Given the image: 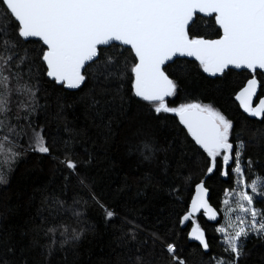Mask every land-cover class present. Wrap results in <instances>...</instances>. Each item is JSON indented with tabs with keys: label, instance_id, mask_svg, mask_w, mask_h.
Returning a JSON list of instances; mask_svg holds the SVG:
<instances>
[{
	"label": "snow or ice",
	"instance_id": "1",
	"mask_svg": "<svg viewBox=\"0 0 264 264\" xmlns=\"http://www.w3.org/2000/svg\"><path fill=\"white\" fill-rule=\"evenodd\" d=\"M194 71L221 83L233 71L247 73L234 100L264 124V0H0V186L10 185L27 152L54 165L48 188L40 190V207L19 238L0 227V264H52L55 256L67 264L95 230L87 219L90 207L100 209L106 227L120 221L114 229L116 264H189L195 250L186 254L188 241L198 242L199 264H244L247 242L264 244V132L249 138L246 127L238 129L220 108L204 102ZM44 84L79 93L71 96L73 103L57 96L55 116L67 130V111L81 105L102 140L99 148L87 130L60 147L43 127L36 131L32 120ZM181 92L182 101L171 103ZM169 114L176 135L191 140L178 157L175 140L160 136ZM81 134L87 145L82 157L74 146ZM121 145L126 156L137 158L139 174L102 188L92 171L100 163L109 165L103 171H115L118 162L109 153ZM250 146L257 149L255 158ZM214 177L228 185L215 206L209 185ZM134 184L136 195L167 185L176 202L193 184L195 194L174 223L142 238L135 217L121 219L114 207ZM34 198L29 195V206ZM201 214L215 223L218 254L208 255ZM3 219L0 213V226Z\"/></svg>",
	"mask_w": 264,
	"mask_h": 264
},
{
	"label": "trees",
	"instance_id": "2",
	"mask_svg": "<svg viewBox=\"0 0 264 264\" xmlns=\"http://www.w3.org/2000/svg\"><path fill=\"white\" fill-rule=\"evenodd\" d=\"M32 47V45H27ZM189 60V59H188ZM206 75V74H205ZM193 77L200 82L199 91L204 94L200 98L206 103H213L220 108L230 119L237 124L238 129L244 126L248 129L246 135L251 138L254 133L259 136L264 132V124H260L257 118L247 117L239 108L238 103L234 100L235 92H237L246 79L249 78L247 73H240L233 71L226 80L213 81L211 78L205 80L198 72H193ZM260 77H258L259 79ZM184 87V84H181ZM219 88V90H218ZM46 89V91H45ZM87 90V89H85ZM75 93L74 90L62 92L51 84H44L41 91L38 93L39 107L33 115L32 126L35 129H45V136L49 133L58 142L57 146H62L64 140L69 139L70 136H75V133H82L84 130L92 136L97 143L98 148L102 144V140L97 136L95 128L91 124V118L84 111L81 105H76L73 109H69L66 113L67 130L65 129V120L57 119L55 113L56 97L64 96L68 103H73L71 96ZM260 96H264V88L259 92ZM184 93L174 99L170 98V102L175 104L182 101ZM191 98V97H190ZM168 128L161 133V140L167 137L170 140H175V155H180L184 144H190V137L185 140L183 133L176 135V121L169 114L167 117ZM84 139L83 135L76 136L74 146L76 151L82 157L83 148L87 147L81 144L80 141ZM24 148H27L26 137L21 141ZM119 143V141H118ZM91 151V149H89ZM127 149L121 145L119 148H113L109 155L117 160L118 164L115 171L105 172L103 169L108 168L109 165L100 163L99 168L92 171V175L96 177L100 187H105L111 181L112 187L120 185L125 174L131 173L138 175L136 169V157L126 156ZM257 149L249 147L248 154L253 155ZM54 149L53 155H58ZM77 157V158H80ZM260 159L264 162V153H261ZM102 161L103 156L98 157ZM2 162V159H0ZM53 162L49 157H43L40 154L27 152L23 159L16 165V170L11 176L10 185L5 189L0 186V213H3L4 219L2 221V230L4 232H14L16 238H19L21 230L26 227V222L35 216V213L40 207L41 194L40 190L47 189L51 180L50 169L53 168ZM141 172L143 169L140 170ZM61 181H58L59 184ZM198 182V178L196 180ZM209 185L213 188L211 194V202L215 206L218 200V193L222 187L228 185L224 183L223 178L214 177L209 181ZM137 185H133L131 192L120 198L118 204L114 207L119 213L121 219L126 215L129 218L135 217L136 222L143 228L141 237H146L153 231H162L165 226H170L174 223L178 215H182L186 210V205L189 203L193 193L194 184L191 188L183 189L179 196L182 202H176L168 195L167 185L154 184L152 187L136 195ZM143 189V185H139ZM35 194V198L29 206L28 197ZM74 193L69 190L67 196H72ZM56 195H60L57 191ZM69 203L71 201L69 200ZM87 219L90 223L95 225L94 231H89L82 243L79 246L78 253L70 255L67 264H116L118 259L119 249L117 248L118 231H114L119 227L120 221H114L112 225L105 226L102 220V213L99 208L90 207L87 213ZM201 226L205 228L208 239L211 245L209 256L219 253L218 240L219 235L213 232L214 224L208 223L203 215H198ZM192 227L191 223L182 230V243L187 241V232ZM180 230V229H178ZM27 241H25L26 243ZM197 242H187L186 254H190L195 250V255H189V264H199L200 253L196 250ZM248 256L244 264H264V244L255 239H250L246 244ZM52 264H65L60 256L52 258Z\"/></svg>",
	"mask_w": 264,
	"mask_h": 264
},
{
	"label": "water",
	"instance_id": "3",
	"mask_svg": "<svg viewBox=\"0 0 264 264\" xmlns=\"http://www.w3.org/2000/svg\"><path fill=\"white\" fill-rule=\"evenodd\" d=\"M187 59H189V60H191L192 58H187ZM239 91V90H238ZM237 102V101H236ZM255 102V101H254ZM238 103V102H237ZM255 103H258V100L255 102ZM242 110V109H241ZM242 112H243V110H242ZM245 114V113H244ZM247 115V114H246ZM195 193H194V189H193V193H192V195H194ZM191 199V198H190ZM189 203H190V201H189ZM204 219L206 220V218L204 217ZM207 221V220H206ZM208 223H210V224H214L215 225V223L214 222H210V221H207ZM189 225V223L187 224V226ZM186 226V227H187ZM186 227H184V228H186ZM190 229H191V227L189 228V230L188 231H190ZM191 242V241H190ZM198 243V242H197Z\"/></svg>",
	"mask_w": 264,
	"mask_h": 264
},
{
	"label": "rangeland",
	"instance_id": "4",
	"mask_svg": "<svg viewBox=\"0 0 264 264\" xmlns=\"http://www.w3.org/2000/svg\"><path fill=\"white\" fill-rule=\"evenodd\" d=\"M36 131H39V129H36ZM29 135H31V132H29ZM26 141H27V137H26ZM219 235V234H218Z\"/></svg>",
	"mask_w": 264,
	"mask_h": 264
},
{
	"label": "flooded vegetation",
	"instance_id": "5",
	"mask_svg": "<svg viewBox=\"0 0 264 264\" xmlns=\"http://www.w3.org/2000/svg\"><path fill=\"white\" fill-rule=\"evenodd\" d=\"M249 78H250V77H249ZM257 100H258V99H257ZM257 100H256V101H257ZM256 101H255V102H256Z\"/></svg>",
	"mask_w": 264,
	"mask_h": 264
}]
</instances>
